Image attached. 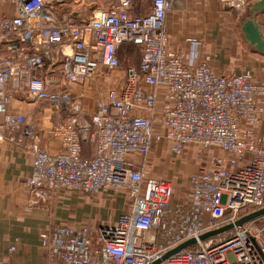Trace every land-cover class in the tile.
Listing matches in <instances>:
<instances>
[{"label":"built area","instance_id":"2783aa9c","mask_svg":"<svg viewBox=\"0 0 264 264\" xmlns=\"http://www.w3.org/2000/svg\"><path fill=\"white\" fill-rule=\"evenodd\" d=\"M7 1L0 0V9ZM149 1L144 16L135 13L134 0H115L80 23L58 18L49 0H10L13 13L0 15V143L21 145L32 155L27 187L51 197H129L128 210L115 222L43 231L45 264H156L193 239L194 246L159 264H264V225H258L264 217L235 227L228 238L199 240L264 209V136L255 130L264 112V69L258 83L250 71L219 75L202 58L197 38L188 39L192 55L185 62L170 46L168 16L177 0ZM132 49L140 62L98 99L91 132L81 123L83 97L67 86L119 71L123 53ZM18 92L70 118L52 129L60 153L46 151L37 125L11 110ZM84 141L94 147L90 158L83 156ZM163 141L176 158L190 145L228 156L213 158L189 178L187 204L172 219L166 212L173 182L152 177L147 161Z\"/></svg>","mask_w":264,"mask_h":264},{"label":"crops","instance_id":"0c3cea01","mask_svg":"<svg viewBox=\"0 0 264 264\" xmlns=\"http://www.w3.org/2000/svg\"><path fill=\"white\" fill-rule=\"evenodd\" d=\"M262 2L264 0H177L174 11L168 16L171 49L185 55V62H189L192 47L188 39H201L202 58H208L207 65L215 73L232 76L250 71L253 82H260L264 69V54L258 52L248 41L244 28L246 22L253 21L264 42V7L255 9V6ZM10 14L12 12H9ZM162 105L163 90L160 91L158 99V118L162 113ZM30 106L33 105L13 106L12 103L11 110L23 114L31 111ZM50 110L52 112L49 115L45 113L43 120L36 125L42 147L49 153L57 154L62 151V144L58 137L52 135L55 125L50 120L55 119L54 115H58V112L52 108ZM242 126L246 127L245 124ZM255 130L259 136H264V112L260 115ZM84 144L85 141L83 156L92 157L94 147L89 146V150ZM160 144L147 158L150 174L154 178L170 180L167 172H162L160 176L153 175L154 168L159 169L161 165L162 152L171 150L170 143L167 142V146ZM193 151L190 146H186L181 157H185V163H193L196 166L195 172L189 175L190 171L186 170L182 160L179 164L182 182L177 179L170 180L174 189L186 180L189 192V178L192 175L201 167L209 166L213 158L228 157L220 149L209 148L206 149L209 161L198 166ZM179 158L174 157V163L167 160L164 165L174 167ZM135 160L140 162L141 158L137 156ZM32 162V155L21 145L9 141L0 143V264H45V253L40 246L39 237L43 231L54 225L87 224L95 228L100 223L117 221L119 216L128 210L129 197L126 192L117 197L100 193L71 199V196L58 194L51 197L46 190L31 191L26 185V179L32 171ZM177 169L178 166L175 170ZM173 205L175 206H169L166 219L176 218L177 209L183 207L180 203ZM13 245L15 251L10 252L9 248Z\"/></svg>","mask_w":264,"mask_h":264},{"label":"rangeland","instance_id":"374dc122","mask_svg":"<svg viewBox=\"0 0 264 264\" xmlns=\"http://www.w3.org/2000/svg\"><path fill=\"white\" fill-rule=\"evenodd\" d=\"M51 2V7L54 9L55 13L57 14L58 18H62L63 16H68L70 20L74 23H80L85 20H89L91 17L95 18L98 14V11L100 9L108 8L110 5L115 1V0H49ZM136 4V11L135 13L137 15H147L150 13L151 10V2L149 0H134ZM4 6L1 9V16H6L8 12L13 13L12 5L10 0H8ZM174 11V10H173ZM172 11V12H173ZM171 14V13H170ZM169 14V15H170ZM191 28H195L194 26H190ZM128 54V55H127ZM124 58L121 61V68L119 71L115 72H105L104 76L105 78H99V79H94V80H89L85 81L82 85L80 84H72L71 86H67V90L71 91L74 95L81 96L83 97V110H84V115L82 116L83 120H81L82 125H88L90 127L91 132L93 131V127L91 124V116L93 115L95 108H96V102L98 99L104 97L107 94V91L113 87H117L118 85L121 84L122 80L125 77L126 74V69L129 66L135 67L138 66L140 62V53L138 49H132L129 52H124L123 53ZM14 97L16 99L13 100V106H26L27 104L33 105L30 106L31 111L25 114L30 121H32L35 124H38L43 120V115L47 113L49 115L52 111L50 104L42 102V103H37L34 102L30 99V97L25 94L24 92H18L14 94ZM56 118L50 120L51 122L54 123V125H58L60 123L67 122L68 118L65 114H61L58 112V115H54ZM84 137H87V133L84 132L82 133ZM86 146H88L89 150L92 148V144L88 141H85ZM162 145H166V141L161 142ZM165 143V144H163ZM158 144V145H159ZM91 148H90V147ZM192 149H194L193 153L196 155L197 160H198V166L201 165V163L209 161L206 152V149L196 146V145H190ZM88 150V152H89ZM171 154V156H170ZM153 156V154L151 155ZM161 161H160V166L157 169L156 167L153 170V175L154 176H160L162 172H167L168 173V178L170 180L174 179L181 180L182 182V175L179 174V164H181V161L185 160V157H181L177 160L176 166H169L166 164L164 165L165 161L168 160V162L174 163V155L172 154L171 150L168 152H162L161 154ZM176 158V157H175ZM184 166H186V170L189 169V175H191L193 172H195L196 166L193 163H184ZM178 166V169L176 167ZM162 170V171H161ZM177 171V172H176ZM175 173V174H174ZM187 189V182H183V184H179L175 186L174 189V194L172 197V200L170 202V206H175L173 204L180 203V205L185 206L187 204L188 200V195L189 192ZM110 194V193H109ZM89 194H84V195H70L71 199L73 198H84L89 197ZM111 195V194H110ZM121 195V194H120ZM119 195V196H120ZM112 196V195H111ZM110 196V197H111ZM113 197V196H112ZM258 225H264L263 221H259ZM233 230L228 231L226 233H223L220 236L214 237L218 241L221 239L228 238ZM261 243L264 245V236L261 238Z\"/></svg>","mask_w":264,"mask_h":264},{"label":"water","instance_id":"95a60500","mask_svg":"<svg viewBox=\"0 0 264 264\" xmlns=\"http://www.w3.org/2000/svg\"><path fill=\"white\" fill-rule=\"evenodd\" d=\"M264 7V2L259 3L255 6L256 10L262 9ZM246 34H247V39L248 41L256 47V50L262 54H264V42L259 34L258 29L256 28L255 24L253 21H248L245 24V28H244ZM264 217V209L255 211L241 219H239L235 224H231L225 227H222L220 229L208 232L204 235H202L199 240L200 241H207L211 238L217 237L222 235L223 233H226L228 231L233 230L235 227H242L252 221L258 220L260 218ZM197 243V240L193 239V240H189L185 243H183L182 245H180L178 248L170 251L169 253H167L162 260H166L167 258H169L170 256L181 252L187 248H190L192 246H194ZM161 260V261H162ZM161 261L157 262L156 264H159Z\"/></svg>","mask_w":264,"mask_h":264}]
</instances>
